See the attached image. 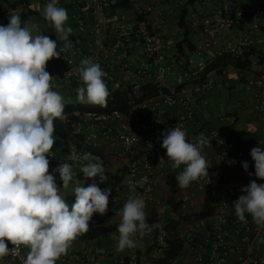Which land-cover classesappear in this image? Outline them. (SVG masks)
<instances>
[{"label":"built area","instance_id":"2783aa9c","mask_svg":"<svg viewBox=\"0 0 264 264\" xmlns=\"http://www.w3.org/2000/svg\"><path fill=\"white\" fill-rule=\"evenodd\" d=\"M45 4L47 0H42ZM123 0H59L58 6L67 10L68 20L74 30L69 35L71 48L59 58L47 62L46 69L53 75L54 90L59 92L65 103L78 105L75 100L76 89L83 85L79 67L81 60L89 58L98 62L105 72L103 79L109 92L116 89L130 88L140 90L148 83L165 86L168 92L140 100L132 101L126 113L114 110L97 112L92 110H70L66 120L71 123V136L74 140L57 137L48 157L49 171L66 161L81 182H85L80 172L79 156L90 150H102L105 155L118 159L126 167L122 180V190L114 196H109L114 211L110 221L120 222L122 201L130 196H142L146 201L145 211L153 210L160 217L169 211L173 218L180 219L179 235L185 240V247L180 258L173 264H187L192 259L195 264H264V255L259 254L258 240L264 238V226L257 225L251 215L246 221L235 217L233 201L242 195V186L248 185L238 181L233 176H226L215 169V164L224 162L230 169L242 171L251 176L257 183L264 180L254 175V161L250 155L252 146L237 147L234 142L224 140L219 132L207 126L200 125L196 116L194 99L221 88L222 83L214 72L202 75L206 64L215 57L229 53L233 57L244 59L250 55L252 62L259 63L264 59V0H255L251 17V8L243 6L241 0H221L230 8H219L216 18L208 15L200 17L197 25L207 34L203 44L193 51L200 63L193 67L189 64L186 54L175 49V42L165 34V17L160 10L148 5L145 18L139 19L137 11L130 16L127 7L120 6ZM165 1V0H164ZM187 0H180V6ZM177 4V3H176ZM7 11V10H6ZM11 13V12H10ZM10 13L0 16V24L9 20ZM151 15L154 16L152 20ZM240 27L242 31L232 40L218 46L212 34H220L224 30ZM60 41L55 32L48 35ZM258 77V87L254 93V111L264 116V61ZM172 80L171 85L163 82ZM208 104L207 99L202 100ZM87 104V103H84ZM181 126L187 135L190 126L196 129V138L201 133L210 143H216L218 150L212 158L206 157L208 174L189 186L181 188L176 176L183 170L173 169L167 160L166 149L162 145V134L168 128ZM163 157L165 160L160 163ZM249 163V171L243 168V162ZM105 171L109 167L104 166ZM249 172L253 175H249ZM58 186H62L59 174L56 173ZM108 180L97 183L101 189L111 188ZM175 181L174 193L168 184ZM129 181L134 184L130 189ZM92 183L89 178L85 182ZM164 185V195L159 197L157 190ZM220 188L223 196L215 204L214 212L206 217L195 218L194 215L202 209V205L215 190ZM68 204L67 197L71 188L61 189ZM168 196L180 201L178 212L165 203ZM181 217V218H180ZM186 217V218H185ZM97 224L93 217L90 221ZM157 238V240H156ZM110 238L95 239L86 242H74L83 246H73L67 255L59 258L60 264H157L156 259L163 255L167 244L164 234L156 236L154 228L143 237L137 236V246L124 251L117 250V241L109 242ZM156 242V244H154ZM9 248L15 247L6 240ZM29 249L20 245L14 254L3 259L23 262Z\"/></svg>","mask_w":264,"mask_h":264},{"label":"clouds","instance_id":"9594fccd","mask_svg":"<svg viewBox=\"0 0 264 264\" xmlns=\"http://www.w3.org/2000/svg\"><path fill=\"white\" fill-rule=\"evenodd\" d=\"M58 4L59 0H47L42 15L54 26L61 42L59 50L56 40L37 33L36 25L22 23L15 12L10 13L7 24H0V258L24 245L29 251L22 264H56L72 241L89 230L93 215L109 210L111 188L101 189L97 183V178L100 183L108 180L101 157L84 152L78 158L85 182L92 179L87 186L66 161L49 171L48 157L54 155L57 139L54 120L66 114L64 99L54 90V76L46 65L72 46L67 10ZM79 74L83 85L76 89V100L105 105L109 90L101 65L84 58ZM209 143L203 133L195 143L188 141L179 125L162 134L161 146L166 149L170 167L183 165L176 176L181 188L208 174L202 149ZM259 145L250 155L254 175L264 180V143L259 141ZM164 160L161 157L160 163ZM243 168L249 171L247 161ZM56 173L62 186L57 184ZM129 187L134 189L131 181ZM69 188L74 195L71 206L61 191ZM241 191L243 194L233 201L235 217L244 222L251 215L257 225L264 226V183L251 180ZM145 208L142 196H130L124 202L119 210L118 235L113 234L118 251L136 247L137 236L159 227L147 222ZM6 240L15 247L10 249Z\"/></svg>","mask_w":264,"mask_h":264},{"label":"crops","instance_id":"0c3cea01","mask_svg":"<svg viewBox=\"0 0 264 264\" xmlns=\"http://www.w3.org/2000/svg\"><path fill=\"white\" fill-rule=\"evenodd\" d=\"M177 3V4H176ZM180 0H131V8H127L129 13L133 10L135 14L137 11L145 12L148 5L155 10H160L165 17V25L163 33L171 41L175 36L180 34L179 39L183 37V30L179 29L178 34H172V29H168L167 25L170 23L172 16L179 15L180 10L184 7ZM243 6L250 7L251 17H255L253 5L255 0H241ZM45 3L42 0H1L0 1V16L4 12L12 13L21 16L22 23L27 21L29 24L37 26L36 32L44 35L53 34L54 31L48 30V27L54 28L51 22L47 21L42 15ZM230 8L229 4L221 0H201V6L198 7V12L193 11L188 19V26L191 30L193 43L196 47L203 44L207 38V34L202 31V27L197 25L200 17L204 15L216 18L219 14V8ZM7 10V11H6ZM130 16H134L129 14ZM152 20L154 16L151 15ZM7 20L4 24H7ZM66 26L74 30L73 24L67 20ZM242 28L236 27L231 30H224L220 34H212L218 46L225 44L229 39L232 40L236 34L240 33ZM178 39V40H179ZM177 40V41H178ZM173 41V42H177ZM264 53V48H263ZM189 64L193 67L200 63L199 58L193 51L185 52ZM264 59L259 63L252 62V66L246 70H237L231 66L224 68L222 74L217 75L218 80L222 83L221 88L212 93L205 95H198L194 99V106L196 109V116L200 125L207 126L219 132L220 136L227 141H232L237 147H257L259 141L264 143V116L259 115L254 111L253 105L255 102L254 93L258 87V77L261 74ZM165 85H171L172 80L166 79L163 82ZM207 99L208 104H203L202 100ZM186 139L193 143L196 142V129L190 126L186 135ZM218 150L216 143H209L202 152L206 157L212 158ZM215 169L222 172L226 176H233L243 184L252 180L251 176H246L242 171L230 169L224 162L215 164ZM164 185H160L157 190V195L161 197L164 195ZM125 201H122V206ZM114 237H110L109 242H113ZM260 245L259 254L264 255V242L258 240ZM73 246H83V244L72 241L70 247L64 255H67ZM3 261V263L1 262ZM190 264H195L192 259H189ZM0 264H21L10 259L0 258ZM56 264H60L59 259Z\"/></svg>","mask_w":264,"mask_h":264},{"label":"trees","instance_id":"16d2710c","mask_svg":"<svg viewBox=\"0 0 264 264\" xmlns=\"http://www.w3.org/2000/svg\"><path fill=\"white\" fill-rule=\"evenodd\" d=\"M1 1V0H0ZM3 1V0H2ZM6 1V0H5ZM120 6H125L131 8V0H123ZM201 6V0H187L184 7L180 10L177 20V27L183 30V37L179 39L175 44V49L181 54L186 51H194L196 46L193 43L192 32L188 26V19L193 11L198 12V7ZM138 18L144 19L145 13L138 12ZM48 30L54 31V28L48 27ZM231 66L237 70H246L251 68L252 61L250 55H247L244 59L233 57L229 53H224L220 56L215 57L210 63L206 64L202 75L209 72H214L216 75L222 74L224 68ZM169 89L165 86L158 85L155 83H148L142 87L139 91H134L130 88L126 89H116L109 92L107 97V103L103 106L96 104H84L79 103L78 105H68L65 103V114L67 115L70 110H92L97 112H111L114 110L120 111L121 113H126L132 105V101L138 102L140 100L158 95L160 93L168 92ZM65 115V117H66ZM55 131L54 133L65 139L74 140L71 136V123L66 120V118L54 120ZM88 152L93 153L101 157L103 165L109 167V171H105L106 175L109 174L111 180V196L116 195L122 190V180L124 177V172L126 167L111 169L112 165L108 159V156L103 153L102 150H90ZM168 184L171 187L172 193H174L175 181L170 179ZM223 196L222 190L220 188H215L214 192L205 199L202 209L197 212L194 217H206L211 215L215 210V204H217ZM68 201L72 204L74 201L73 193L69 194L67 197ZM165 203L172 208L173 211L178 212L180 201H176L172 196H168L165 199ZM146 219L150 225H159V227H154L156 236L159 233L164 234V241L167 247L164 249L163 255L156 259L157 264H173L175 260L180 258L185 247V240L179 235L178 227L180 219L173 218L169 211L164 212L162 216H158L155 211H146ZM114 215V211L109 208V210L104 214H94L93 217L98 220L97 224L90 223L89 230L86 233L80 234L75 241L76 242H86L95 239L110 238L113 234L118 235L117 225L119 222L110 221ZM181 218V217H180ZM186 218V217H185ZM157 240V238H156ZM156 244V242L154 243Z\"/></svg>","mask_w":264,"mask_h":264},{"label":"rangeland","instance_id":"374dc122","mask_svg":"<svg viewBox=\"0 0 264 264\" xmlns=\"http://www.w3.org/2000/svg\"><path fill=\"white\" fill-rule=\"evenodd\" d=\"M129 14H131V15H134V13H133V10H130L129 11ZM171 21H170V23L167 25V27H169L168 29H172L171 31H173V33L172 34H178L177 32L179 31V28L177 27V20H178V15L176 14L175 16H172V18L170 19ZM179 36H180V34H178V36H175L174 38H173V41H177L178 39H179ZM75 100H76V98H74ZM70 99L69 98H67L66 99V103L69 101ZM109 161H110V163H111V165H112V167H111V169H116V168H118L120 165H121V163H120V161L118 160V159H116L115 157H113V156H109ZM69 206H71V204H69ZM109 206L111 207L112 206V204L109 202ZM1 262L3 263V261L1 260ZM187 264H190V261H188V263Z\"/></svg>","mask_w":264,"mask_h":264}]
</instances>
